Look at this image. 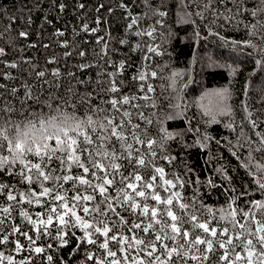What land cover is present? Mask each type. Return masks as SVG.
I'll use <instances>...</instances> for the list:
<instances>
[{"label": "trees", "instance_id": "obj_1", "mask_svg": "<svg viewBox=\"0 0 264 264\" xmlns=\"http://www.w3.org/2000/svg\"><path fill=\"white\" fill-rule=\"evenodd\" d=\"M157 11L167 15L161 17ZM133 19L137 23L129 28ZM147 31L153 35H137ZM0 49L4 50L0 54V144H7L3 130L13 137V129L19 126L30 136L37 135L29 121L39 128V121L59 113L91 115L94 120L115 115L117 121L140 124L147 138L157 142L155 165L165 169L167 179L178 176L184 181L178 190L185 198H195L214 210L227 209L234 197L232 206L242 209L250 200L264 199L256 183V166L264 165V150L244 109L247 103L251 118L264 119V0H0ZM113 82L116 92L110 90ZM149 86L153 91H148ZM224 90L228 96L221 104L217 93ZM124 97L130 103L114 112L111 101ZM97 107L105 111L97 112ZM128 142L146 149L131 137ZM116 148L117 154L123 151L119 144ZM8 155L6 148L0 149V156ZM163 157H171V162ZM28 158L38 162L36 157ZM118 162L125 165L121 171H132L127 161ZM21 167L17 162L0 171V184L8 186L0 189V239L8 237L0 243V252L12 256L15 264H95L88 259L90 254L104 258L98 246L103 237L96 245L87 243L74 218L66 216L71 221L67 225L55 217L47 227L39 224L47 219L48 205L42 207L34 200L29 204L27 195L21 201L20 193L41 190L35 176L29 184L10 174ZM49 167L59 168V161ZM81 172L73 166L69 174ZM97 175L104 174L98 171ZM72 183L64 184L69 197L77 191L92 193L79 184L73 189ZM45 184L52 186L51 181ZM116 187L109 188L111 195ZM10 191L15 201L7 199ZM100 199L96 194L89 207ZM125 208L116 205L127 225L111 211L98 219L110 226L115 221L119 233L133 236L128 228L144 218ZM23 211L37 221L36 226L21 215ZM77 211L92 222V216ZM41 212L45 215L38 217ZM21 233L31 236L35 244ZM17 241L23 245L20 250ZM37 246L44 251L36 253ZM49 255L52 261L47 260Z\"/></svg>", "mask_w": 264, "mask_h": 264}, {"label": "snow or ice", "instance_id": "obj_2", "mask_svg": "<svg viewBox=\"0 0 264 264\" xmlns=\"http://www.w3.org/2000/svg\"><path fill=\"white\" fill-rule=\"evenodd\" d=\"M156 14L161 17L167 15L164 11H157ZM252 15L255 16L256 12L253 11ZM136 23L137 20L133 19L129 28ZM20 35L25 36L26 33L21 32ZM137 35L151 37L153 32H138ZM244 43L250 45V41ZM148 50L155 51L151 47ZM3 51L0 49V54ZM257 63L260 64L261 61L258 60ZM10 66L15 67V64ZM39 75L43 76L44 73L41 72ZM152 76H156V73L153 72ZM140 79H145L143 74ZM110 90L118 91L114 82ZM148 91L153 89L149 86ZM217 96L219 102L223 104L228 96L227 90L217 93ZM129 103L128 97L122 100L113 99L111 107L118 113L119 105ZM261 104L264 106V99L261 100ZM244 109L248 112L253 134L264 150V128H261L264 119L259 115L251 118L252 112L249 111L247 103ZM57 111L59 112V108ZM96 111L105 110L97 107ZM124 115L130 114L125 112ZM140 117L145 119L142 113ZM39 125L37 128L36 124L29 121L28 126L38 133L31 136L19 126L13 129L15 133L13 137H9L7 129L3 130L2 134L7 144H0V149L6 148L9 155L0 156V171H7L18 162L22 166L19 172L10 174L20 175L22 181L29 184L33 183L34 176L36 177L41 190L20 193V198L24 201L27 195L26 202L29 204L34 200L42 207L44 204L48 205L47 219L40 220L39 224L47 227L52 224L55 217L59 223L67 225L71 222L65 219L67 216L74 218L75 224L83 229V238L87 243L96 245L103 237L98 246L104 250V258L97 259L91 254L88 256L95 264H145L144 257H147V264H189V261L193 264H264V199L250 200L247 208L242 209L232 206L236 199L234 197L227 209L214 210L195 198H185L178 190L184 187V181L178 176L167 179L165 169L155 165L157 152L153 146L157 142L147 138L148 133L141 129L140 124H132L130 120L117 121L115 115L106 114L94 120L91 115L81 118L59 113L47 120L39 121ZM129 137L136 144L145 145V151L134 148L133 143L128 142ZM117 144L123 149L119 154ZM97 155L103 159H97ZM29 156L38 158V162H33ZM163 159L170 163L172 158ZM54 160L59 161V168L49 167ZM103 160H107L108 164L105 165ZM121 160L127 161V166L132 171H121L125 168L123 163L118 162ZM73 166L82 169V172L76 176L69 174ZM149 167L153 169L151 173L141 172V169ZM256 167L259 176L256 183L264 193V165ZM61 170L65 174L62 176L55 174ZM98 171L104 175L98 176ZM89 174L91 179L88 178ZM93 179L98 182L93 183ZM49 181L52 182L51 187L45 184ZM69 181L73 182V189L79 184L85 186V191L91 189L92 193L84 194L77 191L69 197L68 189H64V184ZM114 185H118L115 188L116 194L111 195L109 188ZM5 187L8 186L0 184V189ZM96 194L101 199L90 208L89 202L96 201ZM7 199L15 201L17 197L10 191ZM101 205L105 207L101 208ZM116 205H126V211L144 218L128 228V231L135 235L125 236L119 233L115 221H112L110 226L106 220L98 219L107 217L111 211L120 218L121 223L127 225L128 221L116 211ZM78 209L84 216H92V222L79 215ZM3 211L8 213L9 208L5 207ZM21 215L34 226L37 225V221L32 220L27 211L21 212ZM36 215L43 216L45 212ZM2 223L3 221H0V224ZM14 231L19 229L16 228ZM141 232L145 234L144 237H140ZM21 234L35 244V240L27 233ZM7 239L8 237H3L0 243ZM16 248L20 250L23 245L17 241ZM33 250L36 253L44 251L39 246ZM52 259L51 255L47 256L48 261ZM5 260L7 264H15L12 256H5L0 252V264H4ZM21 264H24V261Z\"/></svg>", "mask_w": 264, "mask_h": 264}]
</instances>
